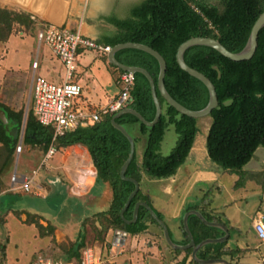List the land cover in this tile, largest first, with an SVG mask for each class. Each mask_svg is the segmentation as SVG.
<instances>
[{"label":"trees","instance_id":"obj_1","mask_svg":"<svg viewBox=\"0 0 264 264\" xmlns=\"http://www.w3.org/2000/svg\"><path fill=\"white\" fill-rule=\"evenodd\" d=\"M263 9L264 0H141L133 8L128 19L113 20L118 28V34L109 41V46L130 41L146 44L158 51L166 61L164 87L167 92L183 106L198 110L207 104L208 91L201 81L180 69L175 58L178 46L190 37L208 36L217 39L228 50L238 52L245 46L251 27ZM15 23L26 28L34 27V21L29 14L0 7V41L9 38ZM115 58L122 64L145 68L156 82L159 65L152 55L134 48H123L115 52ZM183 59L190 67L207 76L215 87L218 105L211 111V121L205 138L208 158L223 170L235 173L238 178L234 187H241L247 179L260 176V172L246 171L243 167L252 158L256 149L264 146V26L258 32L256 50L248 60L232 61L204 45L188 48L183 54ZM108 65L117 71L115 78L117 79L121 70L110 63ZM130 94L129 106L146 120H152L155 106L149 83L144 75L134 73V86ZM157 96L161 104V114L153 126L144 125L129 113L115 119L133 137L135 144L142 140V136L145 137L141 164L137 162V156L134 154L125 171V176L138 182H141L143 173L157 179L175 174L178 167L186 161L198 133L195 118L176 111L165 102L158 91ZM0 109L4 111L7 120L5 124L0 119V198L3 195H16L19 199L21 195L6 189L2 175L12 163L17 144V138L12 139L8 135V128L11 124L17 125L18 128L21 126L24 109L9 107L3 103L1 96ZM112 115L103 114L99 120L78 125L52 140V128L36 120L32 107L26 112L22 136L24 144H37L41 146L43 152L48 150L51 143L56 149L74 144L83 145L96 170L95 181L107 183L111 189L108 208L93 214L92 218H84L76 239L66 249V259H75L78 263L80 249L85 246L83 226L90 219L94 241L100 240L99 242L105 239L111 229L135 235L143 232L148 222L156 223L142 206H139L134 222L127 223L120 217V210L133 190V183L123 180L119 175L120 167L129 153V142L112 126L110 122ZM170 125L173 126L178 139L172 151L162 155L159 151L160 143ZM135 127L136 136L132 133ZM204 196L199 204L188 206L185 210H199L207 220L226 224L219 216L209 214L206 210L207 204H210L209 199ZM138 200H143L152 207L148 197L142 194L139 188L123 213L126 220L131 219L133 206ZM19 207L20 205L14 204L11 200L5 206V211H18ZM154 210L158 217L163 219L162 214ZM30 222L35 223L42 235L47 229L53 232V227L46 228L35 220ZM187 222L195 243L223 235L221 229L204 224L195 215H189ZM180 229L182 232L180 241L174 240L171 233L170 236L176 243L185 244L188 242V236L182 220ZM228 229L231 228L228 226ZM215 231L218 235H213ZM228 239L204 244L198 249L197 257L225 258L230 264H238L234 258L239 249L229 248ZM172 251L180 252L174 249ZM184 252L188 257L191 248ZM5 261V246L1 245L0 264H4ZM190 264L199 263L190 260Z\"/></svg>","mask_w":264,"mask_h":264},{"label":"crops","instance_id":"obj_2","mask_svg":"<svg viewBox=\"0 0 264 264\" xmlns=\"http://www.w3.org/2000/svg\"><path fill=\"white\" fill-rule=\"evenodd\" d=\"M141 0H0V7L6 8L15 11H22L30 15L31 19L34 21V30H38L39 24L42 22H50L56 25L65 26L72 32H77L81 36L87 37L98 44L108 45L109 41L114 38L118 34V28L113 23L115 21L126 20L130 17V14L136 4H138ZM13 35V34H12ZM12 35L7 39L9 40ZM36 38V34L35 37ZM6 40V41H7ZM87 48L79 47L77 53V61H76V73H74V79L78 81V83L82 87V97L84 100L92 103L95 106L106 104L111 98H113L118 90L119 86L116 82V76L113 78L105 79L104 86L107 88H111L112 86L116 87L117 90L109 92L108 90H103L101 88V96L104 97V101L101 102L95 92L96 88H93L90 85V80L96 78L98 76L97 71H92V62L95 59L100 63L99 66L96 65V69L100 67H104L109 71V73L113 76L112 71L107 67V59L106 61L103 58V55L107 58V53H104L100 50H96L95 58L91 60L88 64H85L86 67L90 69L87 72V69L80 73L79 65H80V57L83 53H85ZM40 58V59H39ZM38 67L33 69L30 67L27 69L30 80L33 81V75L37 74V70L41 68L42 74L39 75L48 78L49 80H55L58 83L63 81L64 79V71L61 73V68H64L60 61L51 53L44 52L42 56H37ZM34 60V59H33ZM87 63V61H86ZM84 65V66H85ZM9 69H25V68H9ZM78 70V71H77ZM107 71V72H108ZM82 75V77H81ZM31 93H32V83H31ZM93 100L96 102L99 100L100 103H93ZM33 102V98H32ZM5 115V114H4ZM26 112L23 115L24 123H25ZM6 118V117H5ZM22 119V123H23ZM2 121V120H1ZM3 122V121H2ZM4 123V122H3ZM7 123V122H6ZM5 123V124H6ZM18 128L17 144H20L22 147V136L24 123ZM12 124L9 126V128ZM22 127V131L20 130ZM198 127V126H197ZM8 128V131H9ZM134 135L136 136V127L134 128ZM208 130V129H207ZM7 131V132H8ZM21 131V133H19ZM207 133V131H206ZM9 135V133H8ZM10 136V135H9ZM16 144V145H17ZM27 146V144H24ZM200 147V150H199ZM56 149V148H55ZM202 149V150H201ZM206 150L204 148V138L199 139L198 133L195 136L193 145L190 149V152L186 158V161L193 163H197L198 159L202 155L203 151ZM22 151V149H21ZM136 147H135V155H136ZM16 156L18 155L15 152ZM14 154V155H15ZM185 161V162H186ZM142 162V154L140 156V161ZM184 162V163H185ZM50 171L55 174L56 182L54 185H63V183H59V175L60 180L64 181H74L77 186V192L74 194H70L65 190L66 196L72 198L75 204L86 205L87 202H92L98 199V195L93 193L94 187L96 185L95 177L96 170L92 165L90 156L86 147L81 144H74L68 147H58L55 150V153L52 156L50 161ZM183 163V164H184ZM183 164L178 167L175 174L169 177H173L177 175L179 169L180 176L187 174L186 178H188V167H182ZM219 167V166H218ZM244 170L250 172H260V176L257 178L247 179L243 186L234 187V183L238 176L235 173H230L229 171L223 170L222 168L219 170H211L215 171L217 174L216 179L212 183V187H214V193L210 196V207L209 214L219 216L223 222H226V226L231 229L229 231V239L227 242V246L232 249H239V253L234 258L238 264H260L259 261H262L261 264H264V241H261L256 236V233L253 228V220L256 216L260 215L262 218V223L264 225V146H259L252 158L248 161V163L243 167ZM201 170H210V169H201ZM224 174H229L230 180L229 184L226 188H224V184L222 181V176ZM147 176L146 174H143ZM149 177V176H148ZM166 177V178H169ZM62 178V179H61ZM81 178L86 180L88 185H84V188H81L80 182ZM151 178V177H150ZM157 179V178H152ZM165 179V178H158ZM177 179V178H176ZM83 180V181H84ZM82 181V182H83ZM81 183V182H80ZM141 183V182H140ZM103 186L102 192L99 194L100 197L108 196L110 200L111 189L107 183H101ZM10 189L11 183L9 182ZM141 185V184H140ZM140 188V187H139ZM9 190V189H8ZM82 191V192H81ZM162 196H169L171 192L169 188L165 187L160 190ZM56 193V192H55ZM225 193V194H224ZM204 195V193H202ZM202 195V197H203ZM52 197V196H44L41 199ZM201 197V198H202ZM252 199V201H249ZM251 202V203H250ZM199 204L198 202H195ZM251 205H250V204ZM37 209H35L37 214L40 215L41 218L44 210L43 205L37 204ZM187 205V204H186ZM193 205L192 203L188 206ZM29 206V207H28ZM31 203L28 201L25 208L29 211ZM154 208V206L152 205ZM155 209V208H154ZM207 210V209H206ZM211 210V211H210ZM72 211V210H71ZM161 213V212H160ZM162 214V213H161ZM47 219V218H46ZM83 220L82 215L80 214L78 217L71 215L70 219L66 222L60 223V226L57 227L59 229H54V234L59 238V241H67V239H71V241L75 240L78 232L81 230V222ZM43 220L40 219V222ZM222 223V222H221ZM224 224V223H223ZM168 227V226H167ZM169 233L174 240L180 241L182 239V232L176 228V222L173 227H168ZM150 231L153 236V241H149L146 237L142 235L143 232ZM59 232V234H58ZM110 232L107 234V238H111ZM141 233L130 235L127 233V236L123 242V245L118 248L120 249L116 254H110L107 259L109 264H190L191 257L190 255L186 257L184 250H180L179 253L173 252L172 248H170L166 242L164 241L162 230L153 229L151 223H147V228ZM141 234V236H139ZM62 237H59L61 236ZM130 237L128 240L127 238ZM226 239V240H227ZM72 241V242H73ZM89 247V246H86ZM95 253H98L100 258V249L97 246L90 247ZM115 249L114 247L110 248ZM258 257V258H255ZM67 256H65V260ZM233 260V261H234ZM70 261V260H67ZM220 264V263H214Z\"/></svg>","mask_w":264,"mask_h":264},{"label":"rangeland","instance_id":"obj_3","mask_svg":"<svg viewBox=\"0 0 264 264\" xmlns=\"http://www.w3.org/2000/svg\"><path fill=\"white\" fill-rule=\"evenodd\" d=\"M35 34L36 30H34V27L26 28L24 25L15 23L11 33L12 37L7 41H0L1 100H3L4 104L13 109L23 108L24 113L32 107V80H30L27 71V69L30 67V62L37 56L41 57L44 52H51L50 48L43 41L38 42V40L34 38ZM85 50L87 51L81 55L79 61L80 73L86 69L87 72L90 71V69L86 67L85 64L89 65L91 60L95 58L96 55V49L87 48ZM90 58L91 60L89 61ZM103 58L106 61L107 58L105 55H103ZM97 59L92 62L91 70H96L98 76H95L96 78H94L92 82L90 80V85H92L93 88H96L95 92L97 93L98 98L101 99L100 101L103 102L105 96H101V88L104 86L105 79L107 77L111 80L112 77L114 78L116 76L117 71L108 65V61H106L107 67L110 71H112L113 76L101 65L96 69V65L99 66L100 64ZM11 67H20L25 69H9ZM63 71L64 68H61L60 72L63 73ZM36 73L42 74L41 68H39ZM74 73H76V70ZM50 81L58 83L55 80ZM103 90L112 92L117 90V88L112 86L108 89L105 85ZM100 101L98 100L96 102V100H93V103H100ZM210 121L211 118L209 116L197 120L198 138H204V148L206 131L209 127ZM134 132L135 130L132 131L133 134ZM177 139L178 135L174 131L173 126H168L160 143V153L162 155L169 154L176 145ZM144 143L145 137L142 136V140L136 144L137 162L140 161ZM45 155L46 152H43L41 146L37 144H27V146L22 144V151L17 156L16 154L13 156L11 165L9 166L6 173L2 175V181L3 183L5 182L4 184L7 186L6 189H9L8 191L12 193H18L21 195L19 196V199L16 198V195H3L0 198L2 203V205H0V247L1 245L5 246L6 261L4 264H29L30 261L39 256L54 261H65L70 262L71 264H81V257L83 255L82 252L86 246H97L101 252L98 264H109L107 261L109 255L116 254L120 250L115 247V249L111 250L110 248H112V246L110 242L112 237L107 238L108 232L111 231L109 235L110 237L116 229L109 230L103 241H94V231L93 226L91 225V219L90 221H87L83 226L85 232V246L80 249V260L78 263V261L75 259L70 261L65 260V256L67 255L66 249L73 240L71 241L69 238L67 241L58 242L59 238L56 237L54 232L51 233L47 229V231L44 232V235H42L39 233L35 223L30 222L31 220H35V222L42 224V221L40 222V219H42L43 226H46V228L53 227L54 231V229L60 226V223L63 221H68L72 214L77 217L81 214L83 219L86 217L92 218L93 214L106 210L110 202L108 196H99V194L102 192L103 186L101 182H97L93 193L98 195V199L92 202H87L86 205H82L80 203L75 204L72 198L66 196L65 190L70 194L76 193V183L74 181H64L62 178V180H60L59 175L58 179L59 181H62L59 183H63V185L55 186L54 182L57 181V176L55 177V174L50 171L49 168L53 155L48 159H46ZM185 166L188 167V178H186L187 174L180 176L179 172L181 169H179L177 175L159 180L145 176L143 173L140 183V190L142 194L146 195L154 208L162 213V220L165 222V224L171 228L176 222V228L179 231L181 230L180 223L182 217L186 212L185 209L188 207V205L191 203L195 205V202L200 203L201 197L203 195L202 193H206L205 196L203 195L206 199H209L211 194L214 193V187H212V183L216 179L217 174L215 171L211 170H219L220 168L209 160L206 150L203 151L197 163L192 164L191 162L186 161L182 167ZM13 172L24 175H34V184L30 188L29 192H24L20 189H10L9 182ZM83 180L84 179L81 178L80 182ZM229 180V174H224L222 176L224 188H226L229 184ZM80 182H78V184ZM84 185L86 186L88 183ZM85 186L81 188H84ZM165 187L169 188L171 192V195L166 197L162 196V193L160 192V190ZM44 196L52 197L41 199V197ZM11 200H13L14 204L20 205L18 211H5V206L8 205ZM28 201L31 203L29 211H27L28 208L26 207ZM249 201H252V199ZM36 203L40 205H43L44 203V213H42L44 216L43 218H41L40 215L36 213ZM209 207L210 204H207L206 209L209 210ZM25 208H27V210ZM151 224L153 229L155 228L159 231L161 230V227L158 226V224ZM59 231L61 230L59 229ZM142 235L149 241H153L154 235L150 231L143 232ZM213 235H218V232L215 231ZM139 236H141V234ZM59 237H62V235ZM127 239L129 240L130 237ZM255 258L258 257L255 256ZM259 262L260 264L262 263V261Z\"/></svg>","mask_w":264,"mask_h":264},{"label":"built area","instance_id":"obj_4","mask_svg":"<svg viewBox=\"0 0 264 264\" xmlns=\"http://www.w3.org/2000/svg\"><path fill=\"white\" fill-rule=\"evenodd\" d=\"M38 42L43 41L53 55L64 67V79L59 83L48 80L42 75L34 74L32 81V110L36 120L52 128V140L65 131L78 125H86L101 118L103 114H114L129 106L131 90L134 86V73L121 71L116 79L119 90L106 104L95 106L82 97V87L74 79L78 48H93L107 53L110 46L97 42L72 32L65 26L50 22H42L36 32ZM31 67H38V60L31 62ZM21 145L15 146V152H21ZM55 145L50 144L46 151V159L55 153ZM35 174V173H34ZM11 189L29 192L34 184V175H24L13 172L10 177ZM253 228L259 240L264 241V225L260 215L253 220ZM127 236L123 230L116 229L112 233L110 242L112 247L120 248ZM81 264H98L99 255L90 247L83 249ZM29 264H71L65 261H54L41 256L33 259Z\"/></svg>","mask_w":264,"mask_h":264},{"label":"water","instance_id":"obj_5","mask_svg":"<svg viewBox=\"0 0 264 264\" xmlns=\"http://www.w3.org/2000/svg\"><path fill=\"white\" fill-rule=\"evenodd\" d=\"M263 26H264V9L259 13L257 18L255 19L251 27V30H250L245 46L238 52H232L228 50L217 39L208 37V36H193L183 41L178 46L176 50V54H175V58H176V62L178 66L180 67V69H182L189 75L201 81L208 91L207 104L203 108L198 109V110H192V109H189L183 106L167 92V90L164 87V75L166 71V61L164 57L155 49L143 43L128 41V42L117 43L113 46H110V50L107 52L108 63L112 64L113 66L120 69L121 71H131L133 73H140L146 77L149 83L151 97H152V100L155 106V114H154L153 119L150 121L146 120L139 112H137L135 109H133L130 106L123 108L119 110L118 112L114 113L110 119L112 126L118 129L126 137V139L129 142V153H128L127 158L125 159V161L120 167L119 175L123 180L130 181L133 183V190L129 193L128 197L126 198L124 202L123 207L120 210V217L123 220H125V222L132 223L137 218L139 206L144 207L148 211L152 219L161 227L162 235H163V238L166 244L174 250H186L188 248H191V253H190L191 260L199 264H214V263L230 264V262L225 258L200 259L197 257V254H196L198 249L204 244L225 241L229 236V231H228L227 226L221 222L207 220L199 210L189 209L184 213L182 217V225L188 236V242L185 244H179L172 240L170 233H169V229L167 225L165 224V222L161 218H159L155 210L147 202L143 200H138L135 202L133 209H132V217L131 219L126 220L124 218L123 213L128 208L131 199L135 196V194L137 193L140 187V182H138L136 179L125 176L126 168L135 154L136 144L134 142L133 137L127 132V130L122 125L118 124L115 121V119L122 114L129 113L135 116L144 125L153 126L158 121L160 114H161V104L157 96V91L159 92L160 96L165 100L167 104H169L179 113L186 115L188 117H191V118H195L196 123H197V120L200 118L207 117V116L210 117L211 111L218 105V99H217L215 87L207 76H205L202 72L196 70L195 68L190 67L184 61L183 59L184 52L192 46L204 45V46H208V47L215 49L221 55H223L224 57L232 61L248 60L253 56L256 50L258 32ZM123 48H134V49L142 50L152 55L157 60L158 65H159V71H158L156 82H154L152 76L145 68L140 67V66L125 65V64L120 63L118 60H116L115 52ZM0 119L4 123L7 122L5 115H4V111L1 109H0ZM23 123H24V119H23ZM20 130L22 131V127ZM21 131L19 133H21ZM8 133L12 139L16 138V136L18 135V126L13 124L9 128ZM189 215L197 216L201 222H203L204 224L208 226H213V227H217L221 229L223 231V235L217 238H207V239L200 241L199 243H195L193 236L190 232V229L188 227L187 219Z\"/></svg>","mask_w":264,"mask_h":264},{"label":"bare ground","instance_id":"obj_6","mask_svg":"<svg viewBox=\"0 0 264 264\" xmlns=\"http://www.w3.org/2000/svg\"><path fill=\"white\" fill-rule=\"evenodd\" d=\"M86 183H87L86 180H84L83 182H81V183H79V184H80L81 187H83L84 184H86Z\"/></svg>","mask_w":264,"mask_h":264}]
</instances>
